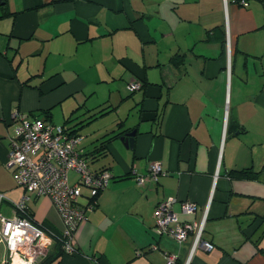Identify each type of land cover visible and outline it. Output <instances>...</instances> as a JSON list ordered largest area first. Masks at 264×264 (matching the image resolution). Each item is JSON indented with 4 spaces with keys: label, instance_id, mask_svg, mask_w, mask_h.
Here are the masks:
<instances>
[{
    "label": "crops",
    "instance_id": "obj_1",
    "mask_svg": "<svg viewBox=\"0 0 264 264\" xmlns=\"http://www.w3.org/2000/svg\"><path fill=\"white\" fill-rule=\"evenodd\" d=\"M246 1L0 0V211L13 215L23 193L7 163L14 108L62 118L89 167L111 173L74 230L77 252L54 241L42 264H165L164 252L184 264L192 236L154 230L167 197L181 220L207 205L202 238L213 248L197 246L188 264H264V0ZM135 79L143 86L128 92ZM153 161L165 173L138 185L130 169L145 174ZM247 167L255 176L232 172ZM184 200L193 215L180 212ZM28 206L60 234L47 196ZM5 253L0 242V263Z\"/></svg>",
    "mask_w": 264,
    "mask_h": 264
},
{
    "label": "built area",
    "instance_id": "obj_2",
    "mask_svg": "<svg viewBox=\"0 0 264 264\" xmlns=\"http://www.w3.org/2000/svg\"><path fill=\"white\" fill-rule=\"evenodd\" d=\"M246 6V0H239ZM226 69H230V42L227 37ZM141 87L137 79L126 84L129 91ZM13 132L9 136L8 165L12 168V175L17 185L22 187L23 193L17 201H12L14 213L6 216L0 211V242L5 246V255L0 264H39L49 253L54 241L59 243L63 253L77 252L74 230L78 223L86 218L88 211L95 206L97 194L107 187L111 173L107 169L93 171L84 157L79 154L76 144L80 135L67 132L64 125H56L38 116L22 113L14 108L11 111ZM158 161L150 163L145 174L137 172L132 166L130 174L138 185L146 179L156 181L160 174H164ZM71 174L75 179H71ZM47 196L57 209L61 218L60 234L49 228L35 223L27 214V207L32 197ZM0 191V204L5 199ZM85 198L84 203L80 202ZM176 198L167 197L159 201L153 211L154 230L158 234H166L182 242L188 235L192 236L189 259L197 246L206 250L213 248V244L202 238L206 220L207 205L203 208L198 219L181 220L173 210ZM198 205L192 200L181 203L180 212L193 215ZM151 249L157 246L152 244ZM165 264H173L176 255L164 252Z\"/></svg>",
    "mask_w": 264,
    "mask_h": 264
},
{
    "label": "trees",
    "instance_id": "obj_3",
    "mask_svg": "<svg viewBox=\"0 0 264 264\" xmlns=\"http://www.w3.org/2000/svg\"><path fill=\"white\" fill-rule=\"evenodd\" d=\"M140 82H141V87H142L143 86V81L140 80ZM101 110L102 109H99L97 112H100ZM32 116H35V115L32 114ZM64 126L66 127V130H67L68 133L73 134V135H78V134L74 133L73 130L70 131L69 127H67L66 125H64ZM117 135H119V133L114 134L112 137H115ZM112 137H109V138L105 139V142H108L110 140V138H112ZM79 154L86 159V157L84 156V153H82L80 150H79ZM86 161H87V159H86ZM103 169H106V168H103ZM103 169H101V170H103ZM93 171H95V170H93ZM96 171H100V170H96ZM232 172H234V174H236L238 176H244V177H252V176H255V172L250 167L242 168V169H234ZM95 202H96V200H95ZM27 214L30 217H32V213H31V210H30V207L29 206L27 207ZM47 256L39 264H42L43 262H45Z\"/></svg>",
    "mask_w": 264,
    "mask_h": 264
},
{
    "label": "rangeland",
    "instance_id": "obj_4",
    "mask_svg": "<svg viewBox=\"0 0 264 264\" xmlns=\"http://www.w3.org/2000/svg\"><path fill=\"white\" fill-rule=\"evenodd\" d=\"M128 90V89H127ZM138 90L139 89H137V90H135V91H133L134 93H137L138 92ZM128 92H130L129 90H128ZM102 95L104 96V93H102ZM68 107V105L67 104H65L64 106H63V109H66ZM58 109V111H59V113H60V115H61V108L59 107V108H57ZM61 117H62V115H61ZM111 117H114V116H108V118H105V119H98L99 120V122L98 123H102V122H104V121H109L110 119H111ZM60 118V117H59ZM60 120H62V118L61 119H57L56 120V122H58V123H56L57 125H60V123H59V121ZM133 120V116L131 115V113H130V116L128 117V122L129 121H132ZM16 183V182H15ZM19 186V185H18ZM22 188V187H21Z\"/></svg>",
    "mask_w": 264,
    "mask_h": 264
},
{
    "label": "water",
    "instance_id": "obj_5",
    "mask_svg": "<svg viewBox=\"0 0 264 264\" xmlns=\"http://www.w3.org/2000/svg\"><path fill=\"white\" fill-rule=\"evenodd\" d=\"M135 134V130L132 129L131 131L125 133L124 136H121L120 139H124L125 145L131 146L133 143V136Z\"/></svg>",
    "mask_w": 264,
    "mask_h": 264
}]
</instances>
